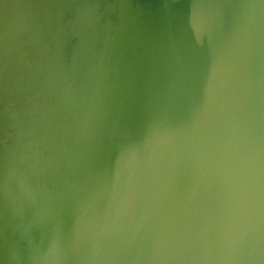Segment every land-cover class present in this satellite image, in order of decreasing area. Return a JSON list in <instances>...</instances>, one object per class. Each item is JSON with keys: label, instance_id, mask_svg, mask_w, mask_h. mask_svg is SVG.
Returning a JSON list of instances; mask_svg holds the SVG:
<instances>
[{"label": "water", "instance_id": "1", "mask_svg": "<svg viewBox=\"0 0 264 264\" xmlns=\"http://www.w3.org/2000/svg\"><path fill=\"white\" fill-rule=\"evenodd\" d=\"M0 264H264V0H0Z\"/></svg>", "mask_w": 264, "mask_h": 264}]
</instances>
